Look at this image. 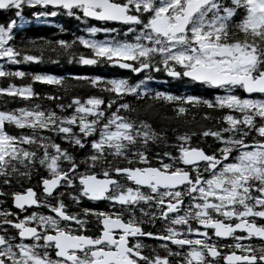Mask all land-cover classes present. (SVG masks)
Listing matches in <instances>:
<instances>
[{
    "label": "snow or ice",
    "instance_id": "1",
    "mask_svg": "<svg viewBox=\"0 0 264 264\" xmlns=\"http://www.w3.org/2000/svg\"><path fill=\"white\" fill-rule=\"evenodd\" d=\"M26 10L83 34L17 40ZM0 11V264H264V0ZM52 55L111 71L11 67Z\"/></svg>",
    "mask_w": 264,
    "mask_h": 264
},
{
    "label": "trees",
    "instance_id": "2",
    "mask_svg": "<svg viewBox=\"0 0 264 264\" xmlns=\"http://www.w3.org/2000/svg\"><path fill=\"white\" fill-rule=\"evenodd\" d=\"M12 17V13L5 17L4 14H0V20L1 22L6 18V21ZM50 23L41 24L36 23L34 20L29 21V23H25L23 27H18L20 30L16 33V39H27L29 37H36V36H44L48 39H71V33L76 32V21H74L70 17H57V18H50ZM62 25L67 31L61 33L59 29L56 27V25ZM79 52L87 53V50L84 49L82 46L78 48ZM32 54V53H30ZM46 56L49 55V53H45ZM52 61H56V63H52L49 60L45 59L43 63H22L20 65H12L11 67L15 69L16 67H19L20 70L25 72H49L52 74H58V75H65L67 73L77 74V75H95V74H103L101 72V67L94 66V70L90 71L89 67L78 65L74 61L73 63H68L67 59L63 56H61L58 60L55 55H52L51 57ZM86 70V71H85ZM89 74H88V73ZM12 83L20 84L22 82H27V78H19L14 79L11 81ZM7 81H5L3 78H0V86H5ZM33 87L37 90H40L42 88L39 84H34ZM80 91H84V89H80ZM7 101V103H5ZM22 106V103L17 101L9 100L7 97H0V108L8 107H20Z\"/></svg>",
    "mask_w": 264,
    "mask_h": 264
},
{
    "label": "flooded vegetation",
    "instance_id": "3",
    "mask_svg": "<svg viewBox=\"0 0 264 264\" xmlns=\"http://www.w3.org/2000/svg\"><path fill=\"white\" fill-rule=\"evenodd\" d=\"M0 14H4V16L5 17H8L10 14H11V12H8V11H0ZM24 15H25V17H26V19L28 20V22L27 23H29V21H32V19L30 18V11L29 10H26L25 11V13H24ZM62 17V16H61ZM63 17H65V18H67V16H63ZM51 17H49V18H47L48 20L50 19ZM0 22H1V20H0ZM2 22H6V18H4V20L2 21ZM90 24H94V23H96L95 21H90L89 22ZM25 24H23V25H18L17 27H23ZM99 26V25H98ZM84 27V25L83 24H81L80 25V28H83ZM76 34L77 35H80V34H83L82 32H79V31H76ZM97 38H103V34H97ZM87 67H89V69H90V71H93L94 70V66H87ZM86 71V70H85ZM111 70L110 69H108V68H102L101 69V72L104 74V73H107V72H110ZM88 73V72H87ZM89 74V73H88ZM155 83H159V81H157V82H155ZM180 91H183V89H180ZM89 204H97L98 202H88ZM100 207H103V205H100ZM145 243H148V244H155V241H153V240H145L144 241ZM229 243L231 242V241H228ZM252 243H256L257 241H255V240H253V241H251Z\"/></svg>",
    "mask_w": 264,
    "mask_h": 264
}]
</instances>
